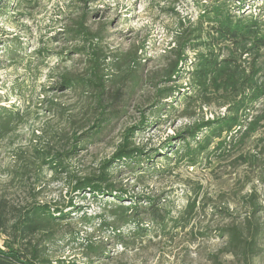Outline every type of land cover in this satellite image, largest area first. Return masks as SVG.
<instances>
[{"label":"rangeland","instance_id":"obj_1","mask_svg":"<svg viewBox=\"0 0 264 264\" xmlns=\"http://www.w3.org/2000/svg\"><path fill=\"white\" fill-rule=\"evenodd\" d=\"M17 1L0 15V110L18 111L0 127V246L27 211L48 205L94 218L73 213L23 242L49 264H264V51L212 43L200 18L207 0H22L15 7ZM228 4L264 29V0ZM81 19L96 38L75 34ZM211 50L233 60L239 80L257 69L258 89L197 90L195 57ZM178 53L187 57L183 64ZM177 61L182 71L171 80ZM171 88L175 98L162 93ZM254 95L260 98L239 112L246 127L237 138L224 134L209 145L210 132L190 138L197 125L235 116L237 103ZM142 123L131 141L153 153V163L106 169L128 130ZM45 159L62 164L55 170ZM103 172L114 194L74 193L79 179ZM133 198L140 209L155 201L165 222L143 219L142 231L122 222L113 213ZM101 219L110 228L99 226ZM239 233L254 237L246 256L244 241L232 242ZM85 241L104 254H91Z\"/></svg>","mask_w":264,"mask_h":264},{"label":"trees","instance_id":"obj_2","mask_svg":"<svg viewBox=\"0 0 264 264\" xmlns=\"http://www.w3.org/2000/svg\"><path fill=\"white\" fill-rule=\"evenodd\" d=\"M16 0H0V15L3 13L1 10H8L14 4ZM86 2V0H81ZM210 4L205 5L203 8V14L200 15L202 25L207 24L211 32L208 33L211 35L212 43H221L227 42L235 46H244L245 44L251 45V48L248 52H255V54H260L261 51H264V29L260 25V20L254 16H238L229 10V0H207ZM22 0H18L15 4V7L20 6ZM10 6V7H9ZM9 14V13H6ZM86 22L81 19L78 21L76 26V35H83L86 37L96 38L93 33L86 27ZM66 34L71 35L72 31L68 30ZM186 47V46H183ZM178 61L182 64L186 60V56L182 53H178ZM94 61L97 63V59ZM175 64L172 69V78L171 80L176 79L179 73L182 71L179 64ZM231 61L222 59L219 54H216L215 51L206 53L204 55H199L195 57L196 69L194 72V78L197 85L195 88L200 91L206 92L208 88L216 87L218 90L224 89L225 91H242L247 89H258V75L259 71L255 69L250 76L242 77L241 80L238 79L237 73L234 71L231 65ZM64 82L66 87L72 88L73 80L67 77H64ZM90 84L93 82L90 81ZM239 85V86H238ZM240 86L243 89H240ZM102 88V87H101ZM101 94H104L105 89ZM176 88H171L163 90L162 93H166L168 98H175ZM255 96V95H254ZM260 97H253L249 103H244V101L237 103L235 106L234 114L235 116L224 117L217 121H213L207 124H200L193 128L192 131H189V136L192 140H196L197 136L202 132H210V135L207 134L206 145L211 144L215 139H221L222 136L229 135L231 138H237L246 127V123L239 118V112L248 110L251 106V103L257 101ZM101 103V99L99 100ZM18 118V111L15 109L8 111L6 109L0 110V127L6 128L11 121ZM102 124H105V121H102ZM146 126L145 123H142L138 129H129L128 133L124 137V144L119 147V152L114 156L113 161L105 163V167L112 166L115 163L124 162L126 164L138 163L141 160L145 159L147 163H153L154 158L153 153H144L142 149H138L133 146L131 139L134 137V132L141 131ZM103 127H97V130H101ZM254 132L251 130L249 133L245 134L248 136ZM97 133V132H96ZM132 133V134H131ZM180 140L186 144V152L191 158L194 157L192 146L188 145L184 137H181ZM226 141H219V146H222ZM217 144V145H218ZM218 146V147H219ZM183 148V147H182ZM205 149L206 147H202ZM172 160V159H170ZM45 165H49L52 169H57V166L62 164H53L54 159H45ZM130 167V166H129ZM155 168V166L153 167ZM165 169V168H163ZM59 171L65 172L66 169L62 168ZM166 170L159 172L163 173ZM109 175L103 172L99 177H93L85 180H78L73 188L75 194H84L88 191L89 194L93 195L95 198L100 199L101 196L105 194H114L113 187L109 185ZM105 186V187H104ZM122 193H116L114 198L123 202L125 197ZM136 198H133V204L130 207L125 208L123 205H120L116 208L113 214H117V217L122 222L132 224L136 227L137 230L142 231L140 223L143 219L152 221L156 224H161L165 222V216L160 212L161 210L156 208L155 201H150L151 205L146 209H140L136 204ZM73 206V205H71ZM82 215V219L85 221H90L92 218L91 215H88L87 212L83 211L81 208H74L72 213H65L63 210L55 209L48 205H35L29 211L26 212L21 219L15 223L12 227V233L8 234L5 246H0V264H49V261H44L39 256V250L35 247L31 250H24L23 242L28 238L41 233L43 231L49 230L53 223L63 221L70 217L72 214ZM3 217L0 213V225L2 223ZM99 226H104L108 229L109 225L106 224L104 220H100ZM114 235L115 231L113 230ZM242 233L234 237L232 242L240 244L243 240L244 245L240 246V250L243 256H246L249 251L254 250V237L245 238ZM9 240V241H8ZM84 247L90 251L91 254H104L102 250L96 247L92 242L85 241L83 243Z\"/></svg>","mask_w":264,"mask_h":264}]
</instances>
